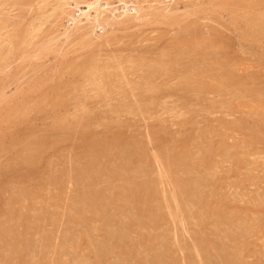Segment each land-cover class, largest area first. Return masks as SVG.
I'll return each mask as SVG.
<instances>
[{
  "label": "rangeland",
  "instance_id": "374dc122",
  "mask_svg": "<svg viewBox=\"0 0 264 264\" xmlns=\"http://www.w3.org/2000/svg\"><path fill=\"white\" fill-rule=\"evenodd\" d=\"M150 1L65 42L72 0H0V264H264V0Z\"/></svg>",
  "mask_w": 264,
  "mask_h": 264
},
{
  "label": "bare ground",
  "instance_id": "6f19581e",
  "mask_svg": "<svg viewBox=\"0 0 264 264\" xmlns=\"http://www.w3.org/2000/svg\"><path fill=\"white\" fill-rule=\"evenodd\" d=\"M73 1V4H71V2L70 3H67V5H66V7H67V9L65 10V14H67V16L69 17L68 18V20H67V26L64 28V31L60 34L59 33V35H57L56 36V38H54V40L56 39V40H61V36L63 37L64 36V38H65V42H67V41H70V40H72L75 36H79L80 38H82V39H86V38H90V35H92L98 28H100V29H103L104 31H102V32H105V30H108L107 28H113L112 30H114V31H117L116 29H117V27H121L122 25H126V24H131V22L132 21H136V23L138 22L139 24H145V23H147L148 21H149V19L153 16H157V15H159L158 17H160V15L161 16H169V15H173L174 13H175V10H174V8H170V6L168 5L167 7H162V6H158L157 8H156V10L155 11H148V9L149 8H152L153 7V5H152V2L150 3L149 2V0H142V1H140V0H119V2H120V4H116L115 3V1L113 2V1H111V0H85V1H79V0H72ZM174 1H176V0H174ZM159 5L163 2V0L161 1V0H157L156 1ZM177 11V10H176ZM177 13V12H176ZM254 16H256V15H254ZM259 16V15H258ZM258 16H256V18L258 17ZM262 16H264V15H262ZM168 18V17H167ZM255 18V17H254ZM253 18V19H254ZM261 18V17H260ZM253 19H251V20H253ZM257 20V19H256ZM261 21V20H260ZM262 21H263V19H262ZM261 21V23H263ZM252 23H253V25H254V23L255 22H259V20L258 21H251ZM252 25V26H253ZM129 26V25H128ZM249 26H251V25H249ZM250 27V29L252 28L253 29V31H254V26L253 27ZM259 26H261V24H259ZM126 27H127V25H126ZM264 27V26H263ZM125 29V28H124ZM249 30V29H248ZM107 33H104V35L103 36H101V37H97V38H100L99 40H103V41H106L107 42V40H109L110 39V36H109V32L108 31H106ZM256 32H257V30H256ZM256 32H252V33H256ZM2 32H0V34H1ZM118 33V32H117ZM258 33V32H257ZM4 34V33H3ZM255 35V34H254ZM10 36V35H9ZM93 36V35H92ZM113 36V35H112ZM111 36V37H112ZM0 37H2V34L0 35ZM145 38V37H144ZM2 39V38H1ZM3 40V39H2ZM10 40V39H9ZM88 40V39H87ZM97 40V39H96ZM73 41V40H72ZM98 41V40H97ZM110 41V40H109ZM96 43V42H95ZM108 43V42H107ZM93 44V43H92ZM11 51V50H10ZM226 55V54H225ZM190 57V56H189ZM92 58H94V57H92ZM95 60V59H94ZM99 61V60H98ZM141 61H143V60H141ZM161 61V60H160ZM159 61V62H160ZM89 62H91V61H89ZM162 62H163V60H162ZM207 62V61H206ZM220 62V61H219ZM85 63V62H84ZM83 63V64H84ZM99 62H97V64H96V61H95V63H93V62H91L89 65H88V63H87V67H86V69H85V72L87 73V72H90L91 73V76H89V74L87 75L89 78V80L91 81V79H94V81L95 80H98V79H102V81H103V88L105 87H108L106 84H112L113 83V80L114 79H116L114 76H115V74H114V72L113 71H115V70H113V71H110V68L109 67H111V65H110V63H108V62H106V63H108V64H104V63H102V65L101 64H98ZM101 63V62H100ZM118 63V62H117ZM140 63H143V62H140ZM139 63V64H140ZM83 64H81V66L83 65ZM144 64V63H143ZM142 64V65H143ZM145 64H147V63H145ZM155 64V63H154ZM154 64H152V66L154 65ZM156 64H158V62H156ZM156 64H155V66H156ZM164 64V63H163ZM162 64V65H163ZM169 64V63H168ZM196 64V63H195ZM208 64V63H207ZM85 65V64H84ZM141 65V66H142ZM149 65H151V64H149ZM149 65H148V67H149ZM161 65V66H162ZM230 65V64H229ZM78 66V65H77ZM86 66V65H85ZM188 66V65H187ZM222 66V65H221ZM83 67V66H82ZM158 67V66H157ZM160 67V66H159ZM157 68V72H155L156 71V69L154 70V71H152V72H147V74H146V81L148 80V83L150 82L149 81V78H150V80L152 79V78H154V77H152L154 74H159V69L160 68ZM165 66H163V68H164ZM169 67V66H168ZM167 66H166V68L165 69H167L168 68ZM81 69V67H80V65L78 66V69ZM124 68V67H123ZM150 68V67H149ZM148 68V69H149ZM153 68H154V66H153ZM163 68H162V71L161 72H164L163 71ZM77 69V70H78ZM115 69V68H114ZM197 69V68H196ZM82 70V69H81ZM80 70V71H81ZM168 70V69H167ZM154 72V73H153ZM167 72V71H166ZM230 72V71H229ZM235 72V71H234ZM117 74V76L120 74V73H118V72H116ZM179 73V72H178ZM190 73V72H189ZM201 73V72H200ZM236 73V72H235ZM123 74V73H122ZM167 74V73H166ZM233 74V73H232ZM80 75V74H79ZM121 75V74H120ZM186 75V74H185ZM184 75V76H185ZM190 75H191V73H190ZM199 75V74H198ZM82 76V75H81ZM93 76V77H92ZM162 76V75H161ZM83 77V79L84 80H87V77L86 78H84V76H82ZM119 77V76H118ZM143 77V76H142ZM155 77H157V75L155 76ZM164 77V76H163ZM174 77V76H173ZM192 77V76H191ZM165 78V77H164ZM167 78V77H166ZM185 79V78H184ZM189 79V78H188ZM187 79V80H188ZM192 79H193V77H192ZM220 79V78H219ZM154 80V79H153ZM196 80V79H195ZM195 80H193V82H195ZM146 81H143V82H145L146 83ZM183 82V81H182ZM189 82V80L187 81V83ZM199 82V81H198ZM187 83H185V84H187ZM189 84V83H188ZM126 85H128V84H126ZM196 85H198L197 84V82H196ZM201 85V84H200ZM155 86V85H154ZM203 86V85H202ZM196 87V86H195ZM181 88V87H180ZM189 88V87H188ZM216 88V87H215ZM190 90H191V88H189ZM189 89H187L186 88V90H189ZM198 89H199V87H198ZM219 90V89H218ZM140 102L142 103L145 99H143L144 97H143V94H140ZM264 99V98H263ZM122 101H120V103H121ZM119 103V104H120ZM123 103V102H122ZM140 103V104H141ZM129 104H131L130 102H128V101H126V99L124 98V103H123V108H124V106H129ZM144 105V104H143ZM149 105H151V104H149ZM140 106V105H139ZM125 107V108H126ZM140 108H141V106H140ZM143 108V107H142ZM145 110V109H144ZM89 117V116H88ZM251 130V129H250ZM127 136V135H126ZM125 136V137H126ZM98 141V140H97ZM100 141V140H99ZM105 143H108V142H105ZM37 145H40V144H37ZM109 145V144H108ZM102 146H104V145H102ZM102 146H100V147H102ZM42 147V146H41ZM105 147V146H104ZM5 148V147H4ZM103 148V147H102ZM106 149V148H105ZM176 149V148H175ZM4 150V149H3ZM39 150V149H38ZM101 150V149H100ZM100 150H99V152H100ZM103 150V149H102ZM106 150H108V149H106ZM105 150V151H106ZM41 151V150H40ZM189 151V150H188ZM188 151H187V154H184V155H186V156H188V154L190 153H188ZM127 152V151H126ZM174 152V151H173ZM98 153V152H97ZM132 153V152H131ZM186 153V152H185ZM106 154V153H105ZM137 154V153H136ZM176 154V153H175ZM174 154V155H175ZM23 155V154H22ZM102 155H103V153H102ZM116 155V154H115ZM178 155V154H177ZM99 156H101V154L99 155ZM132 156V155H131ZM26 157V156H25ZM34 157V156H33ZM98 157V156H97ZM101 157H103V156H101ZM193 157V156H192ZM209 157V156H208ZM97 159H99V158H97ZM143 159V158H142ZM180 159V158H179ZM184 159V158H183ZM185 159H187V158H185ZM188 159H190L189 157H188ZM187 159V160H188ZM193 159H195V158H193ZM135 160V159H134ZM62 161V160H61ZM99 161V160H98ZM115 161V160H114ZM183 161V160H182ZM181 161V162H182ZM186 161V160H185ZM208 161V160H207ZM187 162V161H186ZM190 163H191V161H189ZM195 162V161H194ZM194 162H192L191 163V166H193L194 167V165H198V162H197V164H195ZM96 163V162H95ZM94 163V164H95ZM99 163V162H98ZM194 163V165H192ZM187 165L189 164V163H186ZM186 164H183V166L185 165L186 166V168L188 169L189 167H187V165ZM180 165V164H179ZM181 165H182V163H181ZM96 166H98V169H99V165H96ZM182 166V167H183ZM184 166V167H185ZM91 167H92V165H91ZM119 167V166H118ZM184 167L182 168V169H184ZM49 168V167H48ZM103 167H101V169H102ZM121 168V167H120ZM194 168H198V166L197 167H194ZM51 169V168H50ZM94 169H95V167H94ZM97 169V168H96ZM100 169V170H101ZM105 169V168H104ZM103 169V170H104ZM116 169V168H115ZM181 169V172H184L183 170ZM190 169V168H189ZM114 169H111V171H113ZM126 170H127V168H126ZM185 170V169H184ZM192 171H193V169H191ZM195 170V169H194ZM35 171V170H34ZM86 171V170H85ZM84 171V172H85ZM102 171V170H101ZM105 171V170H104ZM110 171V170H109ZM117 171V170H116ZM188 171V170H187ZM192 171H189V172H192ZM118 172V171H117ZM117 172H113L114 174L115 173H117ZM121 173L123 172V171H120ZM127 172V171H126ZM175 172V171H174ZM68 173V172H67ZM87 173V172H86ZM119 173V172H118ZM125 173V172H124ZM128 173V172H127ZM177 173V172H176ZM179 173H180V171H179ZM185 173V172H184ZM98 174H100L99 173V170H98ZM102 174V173H101ZM100 174V175H101ZM103 174H105V172H103ZM113 174V175H114ZM182 174V173H181ZM85 175V173L83 174V176ZM87 175V174H86ZM85 175V176H86ZM89 175H91V174H89ZM94 175V174H93ZM93 175H91L90 176V178L93 176ZM112 175V176H113ZM43 176V175H42ZM82 174L80 175V179H83L82 177ZM106 176H108V175H106ZM132 176V175H131ZM138 176V175H137ZM100 177V176H99ZM133 177V176H132ZM131 177V178H132ZM143 177V176H142ZM201 177V176H200ZM89 178V177H88ZM97 178V177H96ZM95 178V179H96ZM110 178V177H109ZM134 178V177H133ZM192 178V177H191ZM194 178V177H193ZM197 177L195 176V178L194 179H196ZM79 179V180H80ZM85 179H86V177H85ZM92 179H93V177H92ZM100 178H97V181L99 180ZM129 179V178H128ZM88 180H90V179H88ZM125 180H127V178L125 179ZM136 180V179H135ZM147 179H145V181H146ZM150 180V179H149ZM197 180H198V178H197ZM196 180V181H197ZM201 180H203V179H201ZM92 181V180H91ZM94 182H96L95 180H93ZM93 181H92V183H93ZM111 181V180H110ZM138 181V180H137ZM185 182H187L186 180H184ZM189 182H190V180H188ZM80 182V181H79ZM87 182H89V181H87ZM112 182V181H111ZM114 182V181H113ZM126 182V181H125ZM142 182V181H141ZM144 182V181H143ZM189 182H188V184H189ZM81 183V182H80ZM85 183H86V180H85V182H84V185H85ZM91 183V182H90ZM128 183V182H127ZM126 183V184H127ZM129 183H130V181H129ZM132 183V182H131ZM130 183V184H131ZM135 183V182H134ZM137 183V182H136ZM135 183V184H136ZM149 183V182H148ZM178 183H179V181H178ZM181 183V182H180ZM192 183V182H191ZM112 184V183H111ZM125 184V185H126ZM133 184V183H132ZM185 185V188H186V186H189V188H188V190H190L191 188H190V185ZM201 184V183H200ZM83 185V184H82ZM84 185H83V188H84ZM90 185V184H89ZM102 185V184H101ZM116 185V184H115ZM134 185V184H133ZM138 185L139 186H137L136 188H129V186H128V189H131V190H128V189H126L125 188V186H123L127 191H129V193H130V191H131V193L129 194L127 191V193H128V197H129V195H131L132 194V191H133V196H135V198H132V199H134V201L133 202H135V199L137 200V197L139 196V191L141 192V190H143L144 189V187H146L147 186V182H146V184L145 183H143V184H140V182L138 181ZM184 185V184H183ZM86 186V185H85ZM127 186V185H126ZM131 187H132V185H130ZM152 186V185H151ZM150 186V187H151ZM153 186H154V184H153ZM196 186H197V184H196ZM122 187V188H123ZM134 187V186H133ZM194 188H195V186H193ZM9 188V187H8ZM111 188H113V187H111ZM185 188H183L184 189V191L187 189H185ZM194 188H193V190H194ZM198 188V186L196 187V189ZM92 189V188H91ZM90 189V190H91ZM146 190H147V188H145ZM150 189V188H149ZM199 189V188H198ZM201 189V188H200ZM93 190V189H92ZM91 190V192H89V190H86L85 189V191H86V193H87V191L89 192L88 193V197H89V194H91L93 191ZM124 190V189H123ZM138 192H137V191ZM203 190V189H202ZM15 191V190H14ZM136 191V192H135ZM144 191V190H143ZM151 191H153V189L151 188ZM150 191V193H152ZM200 191V190H199ZM99 192H100V189H99ZM103 192V191H102ZM182 192V191H181ZM193 192H198V190L196 191H193ZM201 192H203V191H201ZM201 192H199V193H201ZM85 193V192H84ZM85 193V194H86ZM95 193V192H94ZM104 193V192H103ZM138 194V196H137V194ZM186 193V192H185ZM96 194V193H95ZM121 194V193H120ZM123 194V193H122ZM126 194V193H125ZM136 194V195H135ZM145 194V193H144ZM147 194H148V192H147ZM198 194V193H197ZM197 194H194V195H197ZM82 195V194H81ZM87 195V194H86ZM92 195V194H91ZM100 195V194H99ZM142 197H144L142 194H140ZM150 195V194H149ZM176 195V194H175ZM101 196V195H100ZM177 196H178V194H177ZM188 196V195H187ZM200 196H201V194H200ZM96 197V196H95ZM94 197V198H95ZM106 197V196H105ZM110 197V196H109ZM124 198L126 197V196H123ZM128 197H127V199H128ZM145 197H147L146 195H145ZM83 198V197H82ZM85 198V197H84ZM83 198V199H84ZM122 198V197H121ZM141 198V197H140ZM139 197H138V199H140ZM93 199V198H92ZM131 198L130 199H128V200H132ZM177 199V198H176ZM179 199V198H178ZM85 200V202H86V204L88 203L89 204V206H91V207H93L94 205H95V202L93 201V200H91V199H84ZM83 200V201H84ZM126 200V199H125ZM145 200V199H144ZM186 200V199H185ZM140 201V200H139ZM132 202V201H131ZM101 203V202H100ZM128 203H130V201L128 202ZM81 204V203H80ZM99 204V203H98ZM182 204V203H181ZM109 206V205H108ZM126 206V205H125ZM130 206V205H129ZM201 206V205H200ZM72 207V206H71ZM96 206H94V208H95ZM135 208V207H134ZM137 208V207H136ZM181 208L182 207H180V210H181ZM200 208V207H199ZM184 210H185V207L183 208ZM99 210H101V209H99ZM102 210H103V208H102ZM108 210V209H107ZM132 210V209H131ZM90 211H91V208H90ZM93 211V210H92ZM94 211H97V209L95 208V210ZM98 212V211H97ZM100 212V211H99ZM144 212V211H143ZM225 213V212H224ZM103 216V215H102ZM119 216V215H118ZM136 217V216H135ZM105 218V217H104ZM101 219V218H100ZM120 219H122V218H120ZM137 219V218H136ZM110 221V220H109ZM142 221H143V219H142ZM107 222V221H106ZM144 222V221H143ZM143 222H141V223H143ZM145 222H146V220H145ZM148 222V221H147ZM117 224V223H116ZM148 224V223H147ZM108 225V224H107ZM27 226V225H26ZM145 226V225H144ZM147 227V226H146ZM6 228V227H5ZM116 228V227H115ZM134 228V227H133ZM144 228V227H143ZM4 229V228H3ZM135 230V229H134ZM9 231L11 232L12 230L11 229H9ZM4 232H6V231H3L2 233H4ZM124 232V231H123ZM113 233V232H112ZM5 234V233H4ZM117 234V233H116ZM127 234V233H126ZM139 234V233H138ZM110 235V234H109ZM112 235V234H111ZM118 235V234H117ZM125 235V234H124ZM215 235V234H214ZM129 236V235H128ZM142 236V235H141ZM213 236V235H212ZM110 237V236H109ZM141 238V237H140ZM109 239V238H108ZM127 240V239H126ZM17 241H18V239H17ZM20 241V240H19ZM26 241V240H25ZM105 241H107V240H104L103 242H105ZM112 241V240H111ZM124 241V240H123ZM16 242V241H15ZM14 242V243H15ZM114 242V241H113ZM106 243V242H105ZM104 243V244H105ZM107 243H108V241H107ZM106 243V245L104 246V247H108L109 246V244H107ZM144 243V242H143ZM108 245V246H107ZM113 245V244H112ZM112 245H110L109 247H111ZM18 246L20 247V245L18 244ZM18 246H16V247H18ZM21 246H24V245H21ZM115 246V245H114ZM215 246V245H214ZM18 247V248H19ZM142 247V246H141ZM144 248V247H143ZM140 249V248H139ZM216 249V248H215ZM154 250V249H153ZM20 253H22L23 254V252L21 251ZM139 254V253H138ZM100 255H102V253L100 254ZM210 256V255H209ZM102 257V256H101ZM84 261V260H83ZM102 261V260H101ZM146 261V260H145ZM101 263V262H100ZM104 264H105V262H104ZM152 264V263H151Z\"/></svg>",
  "mask_w": 264,
  "mask_h": 264
}]
</instances>
